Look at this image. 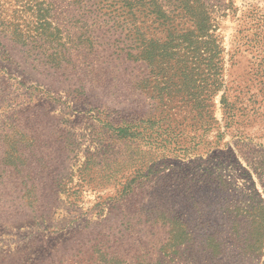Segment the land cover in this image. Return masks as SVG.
<instances>
[{"label": "rangeland", "instance_id": "obj_1", "mask_svg": "<svg viewBox=\"0 0 264 264\" xmlns=\"http://www.w3.org/2000/svg\"><path fill=\"white\" fill-rule=\"evenodd\" d=\"M136 1L133 16L127 0H0V264L43 245L46 255L54 246L69 253L117 216L135 223L161 201L220 242L222 264H263L264 237L255 232L264 235V0H195L210 9L224 84L208 91L207 81L196 82L201 108L188 89L158 100L153 144L121 132L152 103L127 87L130 76L148 73L142 50L169 41L167 26ZM158 2L181 11L184 0ZM172 11L177 31L192 28ZM225 90L236 106L226 114ZM32 207L36 219L17 218ZM150 230L144 224L122 244L162 239Z\"/></svg>", "mask_w": 264, "mask_h": 264}, {"label": "trees", "instance_id": "obj_2", "mask_svg": "<svg viewBox=\"0 0 264 264\" xmlns=\"http://www.w3.org/2000/svg\"><path fill=\"white\" fill-rule=\"evenodd\" d=\"M134 3L137 5L135 6ZM141 6L145 8L142 13L148 10L150 14L159 19L161 24L167 26L169 41L165 40L162 43L161 40H151L149 45H146L142 50L141 59L144 57L143 59L147 62L148 73L142 77V80H132V76H130L127 87L129 90H133L136 86L139 87L145 94H149L148 97L151 98L152 103L150 108L144 111L145 117L141 118V114L137 112L140 115L135 114L137 116H133V119L125 120L126 125L121 129V132L130 131V134L138 132L150 139L148 143L153 144L152 137L156 134L154 127L158 123V100L166 96L169 97L171 90L180 93L181 89H188L187 97L192 96L193 105L196 108H201L202 105L205 107L204 99L194 96L197 81H207V85L210 86L208 91L221 90L218 87L214 89L211 87L218 84V81L221 82L220 85L224 84L223 78L218 72L223 69L222 48L206 2L184 0L180 4L181 11H179L178 5L175 10L173 6V11L167 10L158 0H142ZM126 7L130 11L129 13L134 16L138 10V2L127 0ZM171 11L174 14L187 15L193 23L192 28L177 31L173 26L174 19L169 15ZM183 45H185L184 48H182ZM159 74L166 79L165 86L162 88H159L157 82ZM178 82H181V87H178ZM151 83L155 84L151 86ZM182 101L188 102L189 98L187 100L182 98ZM221 102L225 114L236 109L235 103L231 101L226 90L222 94ZM126 109L133 110L134 108L129 106ZM126 109L123 108V111ZM229 125L231 124L226 122V126L229 127ZM10 143L15 145V141ZM4 155L7 156V158L4 157L7 165L22 172L19 163L14 162L16 159L14 154L6 152ZM23 184L28 185L26 181ZM131 186L132 180L130 184L125 185L127 189ZM24 199L28 203H33L31 197L19 196V200ZM109 199L117 203L122 200V197L114 195ZM161 204L162 201L154 210L138 212L140 217L135 223L134 218L117 216V224L112 225L111 228L104 226L105 230L103 227L97 229L89 242L82 243L69 253L66 251L60 253L55 250L56 246H54L53 255L51 248L46 255L47 247L43 245L41 249L30 253L29 257L22 256L23 258L15 259L13 264H222L220 258L222 245L216 238L211 237L205 240L201 228L191 227L183 218L184 216ZM15 214L20 219L28 216L36 219L38 213L32 207L28 210L15 211ZM144 224L149 225L152 235L156 236L160 232L162 239L138 245L133 242L122 244L126 233L132 235L134 232H138ZM256 235L264 237L263 233L260 234V229H257ZM115 244L118 249L114 248ZM127 245H129V249H126ZM206 254H209L211 258L206 257Z\"/></svg>", "mask_w": 264, "mask_h": 264}]
</instances>
